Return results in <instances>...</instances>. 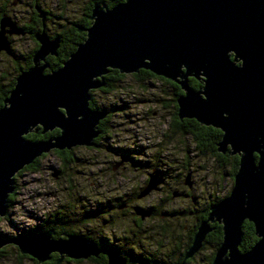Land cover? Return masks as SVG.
I'll use <instances>...</instances> for the list:
<instances>
[{
    "label": "water",
    "instance_id": "water-1",
    "mask_svg": "<svg viewBox=\"0 0 264 264\" xmlns=\"http://www.w3.org/2000/svg\"><path fill=\"white\" fill-rule=\"evenodd\" d=\"M35 9L42 18L35 33L39 46L32 65L16 76L0 107V217L7 214L14 178L22 168L54 149L95 145L98 125L108 110L90 105L91 91L105 86V74L113 68L128 74L143 68L180 85V119L219 128L218 151L239 156L230 192L210 206L176 264H186L200 250L215 222L222 225L223 239L211 264H264V0H123L113 6L97 1L92 23L79 27L86 31L85 39L61 67L49 71L47 56L58 53L60 37L47 32L46 13L38 0ZM19 34L25 30L2 14L0 52L13 56L10 36ZM189 77L202 80V86L193 88ZM38 127L43 133L56 128L59 133L28 139L26 135ZM129 160L123 154L113 168ZM164 179L154 168L137 197L159 189ZM185 184L192 185L191 173ZM148 214L140 211L141 218ZM246 220L254 224L258 240L242 251ZM11 245L39 263L55 252L57 263L103 252L93 238L75 233L55 237L53 229L0 236V249ZM107 261L128 263L115 250L107 253Z\"/></svg>",
    "mask_w": 264,
    "mask_h": 264
},
{
    "label": "rangeland",
    "instance_id": "rangeland-1",
    "mask_svg": "<svg viewBox=\"0 0 264 264\" xmlns=\"http://www.w3.org/2000/svg\"><path fill=\"white\" fill-rule=\"evenodd\" d=\"M89 1L39 0L51 16L46 20L48 33L54 35L62 24L79 19ZM32 3L0 0V11L22 25L34 10ZM11 37L17 58L0 52V96L38 43L28 33ZM93 97L102 108L113 109L106 134L97 146L71 148L68 165L50 151L37 169L16 175L18 194L9 216L1 218L0 229L18 236L46 213L63 211L77 220L80 233L89 232L122 250L130 258L128 264H174L204 207L230 192L234 183L231 161L223 162L211 150L198 147L190 134L174 125L175 90L170 83L127 74L111 91L94 89ZM123 154L132 160L114 169ZM154 168L166 179L159 189L136 197ZM187 173H191V186L185 184ZM176 190L181 195H174ZM143 210L149 214L142 219L139 212ZM214 250L206 243L188 264H207ZM21 254L11 245L0 255V264L39 263ZM57 264L103 262L86 258L81 262L63 259Z\"/></svg>",
    "mask_w": 264,
    "mask_h": 264
},
{
    "label": "trees",
    "instance_id": "trees-1",
    "mask_svg": "<svg viewBox=\"0 0 264 264\" xmlns=\"http://www.w3.org/2000/svg\"><path fill=\"white\" fill-rule=\"evenodd\" d=\"M6 1H8V0H5V2ZM97 1H101V2L107 3L109 6H113L116 3L123 1V0H90L89 3L87 4L85 10L83 11L82 16L79 19L72 20V21L69 20L67 23L62 24V26H64V27H62V29L59 32L55 33L54 35L49 33V35L51 37H55V36L60 37V45L58 48V53L56 55H48L47 56L49 66L46 69V71H49L51 69H57V68L61 67L63 62L69 57V55L73 51H75L78 44L81 43L85 39L86 31H83V30L80 31L79 27L80 26H84V27L86 26L87 27L92 23V20H90V14L92 12V8H93L94 3ZM44 11L46 12V16H45V22H46V20L51 19V16L47 10H44ZM4 13H5V10H1L0 11V17ZM32 15H33L32 17H33V22H34L33 24L35 27V32H38L42 27V19L38 16L37 11H35V10H33ZM46 30H47V27H46ZM32 37L34 38V35ZM38 46L39 45L37 43L34 50L27 56L25 67L19 66V69H20L19 71L26 69L30 65H32L33 53L37 49ZM127 74L128 73L120 72L116 68L111 69L107 74H105L106 84L101 89L104 91H111L114 88L115 84L118 81H120L121 79H123ZM129 74H132L134 76H143V77H146L148 79L152 78V77L158 78V79H161L167 83H170L175 90L174 125L178 128L179 131L187 132L188 134H190L193 137V139L195 140V143L198 147H200L202 149L207 148V149L211 150L212 153L219 160H221L223 162L231 161L233 176L235 175V173L238 169L239 156L238 155L223 154V153L219 152L217 149V142L222 137V131L219 128H215L213 126L203 125L193 118L180 119V117L178 115V104H177L178 96L183 93V90L180 87V85H178L177 83L173 82L170 79H167L161 75H157V74L151 72L150 70L143 69V68L140 69V71L137 73H129ZM15 79H16V77L11 80V82L8 85V88L6 90H4V92L1 94V96H0V107L3 105L4 98H6L8 96L10 90L13 88L14 83H15ZM188 81H189L190 85L195 89H199L203 84L202 80H198L194 77H189ZM91 93H92V97L90 100V105L93 108L101 109L103 106H100L98 104V102L96 101V99L93 97V90ZM102 109L108 110V114L105 118H103L100 121V123L98 125V128L100 129V134L95 139V145L96 146L99 143V139L104 134H106L108 121L110 120V118L113 114V109H111L110 107L102 108ZM58 133H59V129H57V128L52 130V131H47V132L43 133L42 127H38L37 131H35V130L31 131L30 133H28L26 135V137L30 140H39V139H45V138L54 136ZM54 151L56 152V154L60 158L61 163L63 165H68L72 162L73 149H63V150L54 149ZM46 154L47 153H43L41 156L37 157L32 163H30L27 166H25L24 168H22L17 174L19 175L24 170H27V169H31V168L37 169L39 167L40 159L45 157ZM59 171L62 173L63 169H59ZM16 175L14 178L15 187H14L13 192L10 193L9 198H8V202H7L8 210H7V214L5 215L6 217L9 216L8 215L9 211H10L11 207L13 206L14 201H15L17 194H18ZM217 201L218 200L211 201L204 207V209L202 210V212H201L199 218L197 219L195 225L193 226V228L190 232V235L188 236L186 244L181 248V250H180L181 253L179 254V257L174 262V264L183 260L184 254L191 245L194 233L196 232L198 225L200 224V222L203 219H205L208 216V213L210 211V206ZM1 218L2 217H0V220H1ZM87 218H91V217H86V219ZM76 222H77V220L75 218H72V216L70 214L65 213L63 211L58 212V213L48 212L44 215V217H42V220L39 221L35 226L27 228L26 231L19 233V235L31 234V233L36 232V231L53 229L55 237H60L63 234L75 233V234H80L82 236H86L89 238H93L94 240H96L98 242L99 246L103 249L105 254L101 253L98 257H90L89 259L95 260V261H102L103 264H108L107 253L109 251L115 250L120 254L123 253V251L120 250L118 247L117 248L112 247V244L110 241L108 242L107 240H103V239L99 240L98 238H95L89 232L80 233L79 227H77ZM212 226L214 227L213 230L207 234V237L204 240L203 245H202V248H203L206 243H209V244L213 245L215 248V250L211 254L210 259H209L207 264L212 263L215 251L220 246V244L222 243V239H223L222 225L220 223L215 222V223H212ZM242 231H243V233H242V240H241V244H240V249L242 251H244V250H248L249 248H251L252 245L258 240V237L255 233L254 224L248 220H246L244 222ZM0 236L4 237V238L15 237V236L8 235L7 233L3 232L1 229H0ZM5 250H6V246H3L0 249V255L3 252H5ZM21 255L27 256L26 254H21ZM28 257L31 258L30 256H28ZM58 257H59V253H56L55 256L53 258H51L50 260L45 261L44 263H38V264H57L56 261H57ZM191 259H188V261H186V264H188V262L191 261ZM65 260H67V261L73 260L75 262H81L82 261V259H71V258H65ZM128 263H130V258L128 259Z\"/></svg>",
    "mask_w": 264,
    "mask_h": 264
},
{
    "label": "flooded vegetation",
    "instance_id": "flooded-vegetation-1",
    "mask_svg": "<svg viewBox=\"0 0 264 264\" xmlns=\"http://www.w3.org/2000/svg\"><path fill=\"white\" fill-rule=\"evenodd\" d=\"M33 9L36 11V9H35V0H33ZM38 4H39V6L41 7V9H42V11L44 12V13H46L44 10H46V9H44L42 6H41V4H40V2H39V0H38ZM6 13V12H5ZM33 13V12H32ZM38 13V12H37ZM7 15H9L8 13H6ZM10 16V15H9ZM33 15L31 14V16L29 17V19H28V21L26 22V23H24V24H22V25H20V24H18L15 20H13L14 22H16L20 27H22L24 30H25V33H28V35H30L31 37L34 35V38H35V27H34V22H33V17H32ZM39 16V15H38ZM11 17V16H10ZM41 18V17H40ZM42 19V18H41ZM91 20V19H90ZM46 23V22H45ZM82 27H84V26H82ZM86 27V26H85ZM83 31H85V30H83ZM14 36V35H13ZM12 39V37L10 36V40ZM11 43H12V40H11ZM1 52H4V51H1ZM14 59H16L17 58V55H15V53L13 54V56H12ZM101 88H103V87H101ZM93 91H94V89H93ZM92 92V91H91ZM130 156V155H129ZM130 159H131V156H130ZM132 160V159H131ZM130 161V160H129ZM129 161H127V162H129ZM157 169V168H156ZM158 171H159V169H158ZM160 172V171H159ZM164 178H165V176H164ZM166 179V178H165ZM148 180V179H147ZM166 181V180H165ZM147 183V182H146ZM160 188V187H159ZM192 188V187H191ZM177 191V190H176ZM178 192V191H177ZM179 193V192H178ZM180 195H181V192L179 193ZM138 195V194H137ZM137 195H136V197H137ZM139 215H140V212H139ZM143 219V218H142ZM137 222H139V221H137ZM192 230V229H191ZM191 232V231H190ZM57 252H55V253H53L52 254V257L51 258H53L54 256H55V254H56ZM102 253H104L105 254V252L103 251ZM180 253V252H179ZM31 257V256H30ZM32 258V257H31ZM34 259V258H33ZM36 260V259H35ZM128 264V263H127Z\"/></svg>",
    "mask_w": 264,
    "mask_h": 264
}]
</instances>
